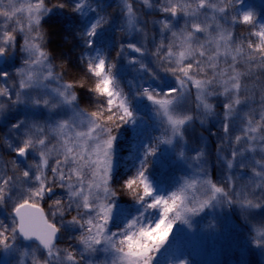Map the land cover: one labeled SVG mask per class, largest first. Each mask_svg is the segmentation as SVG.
Returning <instances> with one entry per match:
<instances>
[{"label": "snow or ice", "instance_id": "obj_1", "mask_svg": "<svg viewBox=\"0 0 264 264\" xmlns=\"http://www.w3.org/2000/svg\"><path fill=\"white\" fill-rule=\"evenodd\" d=\"M242 2L159 0L154 5L153 0H141L145 8L155 7L160 13V19L148 21L141 18L132 0H119L117 30L142 34L146 41L147 25H158L159 40L153 35L155 68L144 62L146 45L132 39L119 43L116 58L123 57L134 71L152 81L162 79L160 72L176 81V87L167 90L141 84L130 94L121 86L116 62L105 51L112 46L109 31L115 24L106 12L111 5L103 0H7L6 4L0 0V81H4L0 113L19 105L49 114L72 113L57 119L50 115L43 122L26 117L11 124L21 143L8 147L17 158L26 160L32 153L39 160L17 173L20 162L13 159L12 174L0 175V208L12 202L10 223L0 221V252L5 257L18 256L16 264H27L26 257L31 264H158L169 245L179 246L183 229L169 240L177 223L191 230L195 217L209 209L225 208L238 209L245 221L262 217L253 227L251 239L264 249V22L251 9L241 11L238 5ZM65 11L71 15L61 30L71 35L64 37L65 49L59 56L80 49L78 59L86 67L85 77L94 78L88 91L102 98L90 113L79 109L74 91L77 86L83 88L84 82L64 81V72L56 70L47 47L54 33L44 24L63 18ZM181 18L183 25L177 28ZM237 25L247 27L246 41L236 37ZM18 34L22 37V64L15 68L16 79L12 80L2 65L17 54ZM126 50L137 56H128ZM65 64L71 68L70 61H65L62 69ZM190 87L196 89L195 114L183 107ZM213 97L223 98L222 113L216 112ZM143 99L150 102L163 131L140 146L134 157L138 163L119 184L133 198V215L118 203L114 158L120 130L138 124L134 101ZM210 118L220 122L224 134L217 145L223 181L211 179L206 145L201 142L191 156L184 150L177 153L178 160L199 170L198 175L183 179L170 190L162 189L149 177V168L165 154L161 146L174 149L185 140L189 125ZM236 121L241 130L232 137ZM56 189L64 195L52 199L50 221L39 201L56 196ZM57 215L62 218L60 226L54 222ZM66 216L71 218L65 221ZM62 227L79 230V249L57 247ZM21 238L36 242L29 246L30 252L21 251ZM100 253L103 258L97 262ZM168 264L188 261L176 258Z\"/></svg>", "mask_w": 264, "mask_h": 264}, {"label": "trees", "instance_id": "obj_2", "mask_svg": "<svg viewBox=\"0 0 264 264\" xmlns=\"http://www.w3.org/2000/svg\"><path fill=\"white\" fill-rule=\"evenodd\" d=\"M106 5H111L106 8L107 14L110 17L115 19V24L113 28L109 31V35L111 36V48H106V54L110 56V58L116 62L119 68V79L121 81V86L124 88L125 92L130 94L134 93L136 88L140 87V84L135 83V77L127 61L121 57L119 59L116 58V48L118 47L120 42L127 40V34L121 33L117 30V26L119 24L120 10L118 8L119 1L118 0H103ZM155 3H158L159 0H154ZM264 2V0H263ZM241 11L253 10L256 12V19L260 22H264V6H254L250 0H243L242 4L238 5ZM143 14L147 17L149 15L160 16V13L155 11L142 10ZM70 11H65L63 18H55L53 22L44 24V28L49 31L51 34L49 36V43L47 45L49 51L53 53V63L56 66L57 71L64 72V81H83L84 87L81 88L79 86L74 88L78 96V107L79 109L84 110L85 112L90 113L95 110L96 103L98 98L94 93L88 91L89 88L94 86V78L90 76L88 78L85 77L86 67L81 64L78 56L80 49H76L74 54H65L63 58L59 56L61 50L65 49L64 37L70 36L71 33L61 30L62 27L66 25V18L70 16ZM235 35L237 38H243L245 41L249 38L247 33V27L244 25H237L235 29ZM251 39L255 40V37ZM17 54L13 57V64L18 65L21 62V56L19 54V45L22 43V37L18 34L17 36ZM128 53V50H126ZM65 61H70L71 68L65 64V67L62 69L61 64ZM216 112L222 113L223 103L221 101H216ZM134 107L137 109V114L139 116V120L142 122L141 124V132L138 133L136 127L132 128L130 126H124L119 133V138L116 146V154L114 158V163L116 166V175L117 179L114 181V187L117 189V200L120 206L124 209H127L131 212V214H135L136 205L134 204L132 196L126 191L119 188V184L122 182L124 178L128 175H131V170L133 168V164L137 163L134 159L136 156V148L139 137L141 138V142L146 144L155 139V137L162 134V127L158 123L157 119L154 117L152 112V106L149 104L146 99L136 100L134 101ZM193 113V112H192ZM195 114V111L194 113ZM210 132L214 133H222L220 122L217 119L210 118L206 120L203 124H201L200 120H195L191 125L186 128L185 132V140L183 142L177 143L176 147L173 149V152L168 154L166 153V146H161V152L165 153L160 157V162L154 164L149 168V175L157 182L164 184L168 189L174 188L178 182L183 180L182 176L184 172L187 174L186 169H184V165L181 160L177 162V153L181 150H184L188 156H191L194 153V150L198 148L201 142L206 145L207 152V160L206 167L207 171L213 180L216 171V156H217V145L219 144L216 136L211 135ZM3 142L6 144L5 137L0 135V156H5L6 165L1 173V175L12 174L13 166L10 161L16 159L13 155L12 150L5 151L2 146ZM159 155V154H158ZM17 160V159H16ZM165 162H169L168 165L163 166ZM17 168V173H21L22 167ZM175 164V165H174ZM182 168V169H181ZM50 171V170H49ZM61 195H64L61 189H56V196L52 199H55ZM52 200H41L39 203L44 207L49 219L52 221V209L49 207ZM6 210L10 211V205H6ZM74 214V212L72 213ZM229 215V222L228 217ZM2 218V214L0 213ZM70 216H66L63 219L66 221ZM209 217L213 219L212 216H209L207 213L203 215V218ZM260 220L261 216L259 215ZM5 219V220H4ZM61 217L57 215L55 217L54 222L57 226L61 224ZM203 222V219H200ZM213 222L205 223L202 226V231L206 228H209V225H215L214 229H210L215 232V238L217 241L216 244L212 247L205 246L206 252L209 255L217 258L215 262L217 264H226L232 259L237 258L238 249L246 248V254L244 255V259L247 261V264H257L256 255L258 254L259 248L254 249L250 247V243L252 242V230L250 225L246 221H244L236 211H226V208L221 210L219 217L214 215ZM4 223H9L6 220L5 216L3 217ZM114 230V229H113ZM79 234V230H69L64 231L61 228L60 238L58 240V244L63 248H70V250L79 249L80 245L77 243L76 237ZM240 247V248H239ZM264 251V249H263ZM188 258L194 260V264H205L204 260L197 259L192 257L189 254V249H187ZM103 256L98 254L95 259L97 262L101 260ZM243 260V259H242Z\"/></svg>", "mask_w": 264, "mask_h": 264}, {"label": "rangeland", "instance_id": "obj_3", "mask_svg": "<svg viewBox=\"0 0 264 264\" xmlns=\"http://www.w3.org/2000/svg\"><path fill=\"white\" fill-rule=\"evenodd\" d=\"M251 2L253 3L254 6H257V7H259V6L263 7L264 6L263 0H251ZM4 3L6 4L7 0H4ZM132 3L134 5V7L140 12L142 19L152 21V20H158L161 18L160 16H155V15H149L146 17L143 14L142 10L155 11L156 10L155 7L152 9L145 8L144 5L141 3V0H132ZM158 3H155L153 0L154 5H157ZM182 25H183V19L181 18V20L177 24V28L181 27ZM147 28H148V38L146 41L143 39L142 34H138V33H132L130 35L127 34V40L132 39L133 42L145 44L147 51H148V55H146L143 58L144 62L146 64H148L149 67L155 68L156 67L155 58L151 55V52L154 50V43H153L152 37H153V35H156V40L157 41L159 40V35H158L159 26L157 25L155 28H153L152 24H148ZM127 55L130 57L131 56H137L136 53H133L130 50H128ZM12 63H13V58L7 64H4L3 66L6 67V70L10 72V74L12 76V80H15L16 79L15 68H18L21 66L22 60L16 67H13V68L8 67ZM129 68L131 69V71L134 74L135 83L140 84V86H141V84H144L145 86L151 85L152 87H156L158 90H159V88H164V90H167L168 88L176 87L175 78L173 76H171L170 74L160 72V77L162 79L152 81L146 74H141L137 71H134L131 66H129ZM0 82H1L0 86H3L4 81H0ZM11 82L12 81L10 80L8 83L11 84ZM189 91H190V95L187 97V100H186L185 104L183 105V107L185 108V110H188V111L193 112V113L195 111V113H196V103H197L196 102V89L190 87ZM216 101H221V103H223V98L222 97H213L212 102L215 103ZM148 103L150 104V102H148ZM222 111H223V107H222ZM50 115L52 116V119H57V118H67L68 116H71L72 113L70 111H61L59 113L49 114L44 109H31V108H26L23 105L12 107L11 109L6 110L3 113H0V135L5 137V140H6V144H5V142H3L4 144H3L2 148L5 151H7L9 149L12 150L11 148L8 147V144H12L15 146V145H19L21 143L20 136L18 134L13 133L11 130V124L15 123L17 119H24L27 117L30 119H36L40 122H43L44 120L48 119ZM141 124H142V122L140 120H138V124H137L136 128H137V131L139 130V132H141ZM240 130H241L240 121H236L235 126L232 129L230 135L232 137H234L236 134H238L240 132ZM221 134L216 133V135H215L219 144H220V138L222 137ZM243 143L244 142L242 141L241 146H243ZM141 145H143V144H141V140L139 139L138 143H137V148H136L137 151L140 150ZM172 152H173V149L166 150V153H168V154H170ZM225 152H230V148L225 147ZM27 158L28 159L24 163L20 164L22 169L27 168L29 164H32L34 161L38 162V160H39V157L34 156L32 153H29ZM178 161L179 160H177V162ZM54 162H55L54 159L49 161L50 164H53ZM181 162L184 165V167H185L184 169H186V172H187V174L184 172V175L182 176L183 179L189 178V177H194V176L198 175L199 170L197 168L190 167L189 164L184 162V161H181ZM168 163L169 162H165L163 164V166L168 165ZM5 165H6L5 156L4 155L0 156V175L3 172ZM32 171L35 172V168H33ZM234 174H238V170H237V173H234ZM247 174L250 175V173H247ZM223 178H224L223 165L217 160V156H216V171H215V176L213 178V181L220 183L223 181ZM150 179L153 182H155L152 177H150ZM159 186L164 190H168L164 187L163 184H159ZM8 204L12 208V202L9 201ZM232 210L236 211L237 214L241 217V214H240L238 209H232ZM226 211H231V210L226 208ZM0 213L2 214V218L0 216V221H3V217L5 216L6 220H8V222L10 223V219H9V213L10 212H8L5 207L0 208ZM205 213H207L209 216H212L214 219V215L219 217V215L221 213V209H216V210L209 209V210H206ZM205 213H202L200 216H197L194 218L193 227L191 230L184 228V226L180 225L179 223H177L174 226L173 231L169 236V240H172V238L175 235H177V233H180L181 229H183V233L181 234L179 246L177 247L176 245H169L167 251H162V254H161L162 256L160 258H163V259L162 260L159 259V260H161L160 261L161 264H168L169 260H175L176 258H185V259H187L188 264H192V262H190L188 259V254L185 251V247L189 248L190 253L193 256H195L197 259L204 260L205 264H217L215 262V260L217 258L213 257L212 255H209L206 252V249L204 246V244H205L206 246H208V248H209V246L212 247L213 245L216 244L215 242L217 241V239L214 236L215 232L212 233V231L209 228H206L204 230V233L202 232V226L205 223L213 222L212 221L213 219H211L209 217L203 218V215ZM68 219H70V218H68ZM200 219H203V222L200 221ZM227 219L229 222V219H230L229 215H228ZM259 221H260V217H259V215H257L252 220H249L246 222L248 223V225H250L251 230H252L254 226H258ZM62 228L65 231H67L66 229H69L67 227H62ZM69 230H71V229H69ZM76 230H78V229H76ZM252 235H254V233ZM29 246L30 245L20 246L21 251L30 252L31 247H29ZM57 247L63 248L60 245H57ZM250 247H253L254 249L255 248L258 249V247H256L253 243H250ZM245 254H246V248L241 249V250L238 249V254H237L236 260L232 259L229 262H227L226 264H247V261L244 259ZM100 255L103 256L102 253H100ZM255 258H256L257 264H264V251H263V249L259 248L258 254L256 255ZM17 259H19L18 256L5 257L4 253L0 252V264H16ZM25 259L27 260V264H31V259H29L28 257H26Z\"/></svg>", "mask_w": 264, "mask_h": 264}, {"label": "water", "instance_id": "obj_4", "mask_svg": "<svg viewBox=\"0 0 264 264\" xmlns=\"http://www.w3.org/2000/svg\"><path fill=\"white\" fill-rule=\"evenodd\" d=\"M20 159H23V158H20ZM42 210H43V208L42 207H40ZM44 211V210H43ZM46 217V216H45ZM23 240V239H22Z\"/></svg>", "mask_w": 264, "mask_h": 264}]
</instances>
